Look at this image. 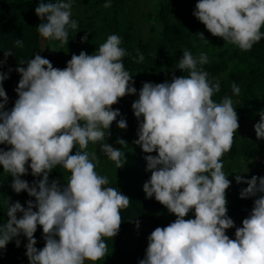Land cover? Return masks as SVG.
<instances>
[{
    "label": "clouds",
    "instance_id": "obj_1",
    "mask_svg": "<svg viewBox=\"0 0 264 264\" xmlns=\"http://www.w3.org/2000/svg\"><path fill=\"white\" fill-rule=\"evenodd\" d=\"M111 6V0L103 5ZM72 7L73 0H41L34 10L39 35L68 44L69 30L78 29ZM192 15L212 36L244 52L264 38V0H197ZM195 35L207 41L203 33ZM87 37L85 32L81 42ZM121 43V36L108 35L94 53L73 54L63 69L39 53L21 61L15 68L20 77L14 89L18 98L10 110H5L8 96L3 88L8 74L0 72V145L10 146L0 148V166L12 177L15 193L34 198L25 202L26 207L8 198L0 250L23 235L29 264H95L106 257L105 238L118 234L121 210L131 199L117 187H107L109 178L96 171L99 161L88 146L104 142L114 121L119 129L127 128L123 117L117 120L119 110L112 108L120 98L137 93L123 63L129 53ZM14 46L22 48V39ZM8 56L11 50L4 52L0 66ZM143 59L138 53L135 62ZM208 63L206 53L194 56L185 49L174 69L187 75L144 82L131 104L138 121L134 143L149 154L145 199L154 198L176 217L148 235L138 264H264V176H235L237 184L247 185L239 198L256 197L242 226L236 227L227 215L226 190L232 181L221 158L233 146L239 117L231 97L225 95L219 103L212 99L220 92V81L209 79L203 69ZM231 90L235 96L241 93L235 82ZM259 116L253 128L257 140H264V111ZM116 143L127 144L123 139ZM101 147L117 169L124 166L125 152L107 142ZM58 167L70 173L63 185L55 179L49 182V174ZM29 169L31 184L21 179ZM190 212L194 218L185 219ZM17 213L22 215L17 218ZM37 226L44 240L41 249L35 247ZM135 226H140L138 219ZM231 228L234 239L226 234ZM20 243L15 240L17 247Z\"/></svg>",
    "mask_w": 264,
    "mask_h": 264
},
{
    "label": "trees",
    "instance_id": "obj_2",
    "mask_svg": "<svg viewBox=\"0 0 264 264\" xmlns=\"http://www.w3.org/2000/svg\"><path fill=\"white\" fill-rule=\"evenodd\" d=\"M131 6L141 11L146 19L152 21L147 35L142 34V29H135L131 21H123L124 7L128 0H111V7L104 8L106 0H87L85 3L72 7V19L78 23L76 31L69 30L68 44L61 45L59 41H49L41 37L37 31L40 20L35 15V8L41 0H0V60L5 59L4 52L11 50L12 56L6 58V62L0 66V72L7 73L8 79L3 81V88L9 95L13 82L20 79L15 68L21 61L27 62L39 53L49 59L53 67L63 69L66 62L73 54L81 51L92 54L99 45L106 41L108 35L117 34L122 37L121 47L129 55L123 58L125 69L133 75L134 87L139 92L144 82L163 83L171 79L173 75L179 77L187 75L179 69H174L185 49L191 51L194 56L204 52L208 56L209 63L203 69L209 73V79L220 81V92L213 95L212 99L220 102L225 95L232 98L234 107L239 117V129L234 134V143L231 150L221 158L223 171L232 181L226 190L227 215L233 219L236 227L246 218L252 208L256 197L240 199L239 192L246 184H237L234 170L240 173L242 166L239 160L258 154L264 157V140H257L253 125L260 119L259 113L264 111V38L255 44L250 51L244 52L237 47L224 44L222 38L212 36L193 15L197 0H130ZM48 2V0H43ZM56 2V0H51ZM264 32V27L261 29ZM88 33L87 40L81 42V37ZM203 33L205 40L195 35ZM41 38L45 40L44 51L41 48ZM16 39H22L23 47L14 46ZM138 53L143 54L141 63L135 62ZM26 67V65H20ZM12 71L9 73L8 69ZM235 82L241 89L239 96L232 94L231 85ZM12 106L9 101L5 110ZM121 113L117 120L123 117L127 128L119 129L114 121L109 129L110 133L117 128L116 136L110 135L104 142L120 148L125 152L126 163L117 169L114 162L110 161L102 150L101 144H89L88 150L95 151L98 164L96 171L100 175L109 178L107 187H117L122 194L127 195L131 201L127 209L121 210L122 223L118 234L114 238H105L110 259L116 264H138L143 259L147 247V234L135 221H145L152 226L166 227L176 219L174 214L155 201L154 198L145 199L143 184L151 173L146 171L145 156L141 148L134 143L137 137L138 121L130 114ZM118 139L127 142L126 145L116 143ZM7 145L0 148L8 149ZM78 147V146H77ZM75 153V149L73 153ZM151 155H156L155 152ZM70 173L62 168L53 169L49 174V182L53 179L61 185L67 182ZM21 179L32 183L34 177L30 174ZM39 179V178H35ZM247 179V178H245ZM12 177L3 172L0 166V224L7 221V201L9 203L19 201L26 207V201L34 200L26 192L15 193L10 187ZM259 195V194H258ZM35 211V209H33ZM22 214L17 213V218ZM194 218L190 212L185 219ZM235 233V228L226 230V234ZM37 240L35 247L41 249L44 246L42 229L37 226L34 233ZM20 240L17 247L15 240ZM27 239L20 235L9 242L5 249L0 250V264H29L25 255ZM102 260L96 261L101 264Z\"/></svg>",
    "mask_w": 264,
    "mask_h": 264
},
{
    "label": "rangeland",
    "instance_id": "obj_3",
    "mask_svg": "<svg viewBox=\"0 0 264 264\" xmlns=\"http://www.w3.org/2000/svg\"><path fill=\"white\" fill-rule=\"evenodd\" d=\"M86 1L87 0H73V5L74 7H76L77 4H82V3H85ZM123 14H124L122 18L123 21H126V20L131 21V23L134 24L135 29H142V34L144 36L147 35V29H150V23H152V21H150L149 19H146L141 11H137L136 7L131 6L130 0H128L127 4H125ZM41 48L44 51L45 40L43 38H41ZM18 82H19V79L13 82L12 89L8 95V101L12 107L14 105L15 100L18 98L17 94L14 91ZM136 99H138V93L134 95H126L120 98L117 104L112 105V108L118 109L119 112L130 114V116H134L132 109H131V104ZM117 134H118V131H117V128H115L111 132V135L116 136ZM111 146L113 147V145ZM239 163L242 166L241 171L239 173V175H241L242 178L250 179L251 176L253 175L257 177L264 176V157L263 156L254 154L252 156L239 160ZM234 175L235 176L238 175L236 170H234ZM140 225L147 234H150L154 230L152 226L147 224L145 221L141 222ZM228 236L232 239L235 238L234 233ZM110 256H111V252L108 251L106 257L103 258L101 264H116L111 261ZM86 264H90V262H86Z\"/></svg>",
    "mask_w": 264,
    "mask_h": 264
}]
</instances>
